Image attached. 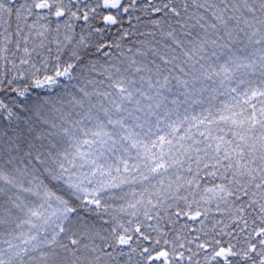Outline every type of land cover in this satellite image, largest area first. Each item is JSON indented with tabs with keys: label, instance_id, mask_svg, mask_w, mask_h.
Listing matches in <instances>:
<instances>
[{
	"label": "snow or ice",
	"instance_id": "snow-or-ice-1",
	"mask_svg": "<svg viewBox=\"0 0 264 264\" xmlns=\"http://www.w3.org/2000/svg\"><path fill=\"white\" fill-rule=\"evenodd\" d=\"M0 264H264V0H0Z\"/></svg>",
	"mask_w": 264,
	"mask_h": 264
}]
</instances>
